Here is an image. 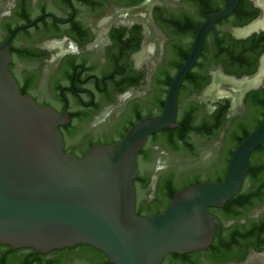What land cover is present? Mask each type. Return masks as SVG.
Instances as JSON below:
<instances>
[{
	"label": "water",
	"instance_id": "water-1",
	"mask_svg": "<svg viewBox=\"0 0 264 264\" xmlns=\"http://www.w3.org/2000/svg\"><path fill=\"white\" fill-rule=\"evenodd\" d=\"M0 243L264 264V0H0Z\"/></svg>",
	"mask_w": 264,
	"mask_h": 264
},
{
	"label": "flooded vegetation",
	"instance_id": "flooded-vegetation-1",
	"mask_svg": "<svg viewBox=\"0 0 264 264\" xmlns=\"http://www.w3.org/2000/svg\"><path fill=\"white\" fill-rule=\"evenodd\" d=\"M77 246L78 244H75L70 247L75 248ZM25 250L26 247L11 248L7 244L0 243V264H37L39 258L43 262L49 260L50 264H92V262L86 259L84 261L80 257H63L57 263H53L51 259L57 257V252H49L48 250L46 252H35L33 255H26Z\"/></svg>",
	"mask_w": 264,
	"mask_h": 264
},
{
	"label": "trees",
	"instance_id": "trees-1",
	"mask_svg": "<svg viewBox=\"0 0 264 264\" xmlns=\"http://www.w3.org/2000/svg\"><path fill=\"white\" fill-rule=\"evenodd\" d=\"M49 252L58 253L56 258L51 259V262L53 263H57L63 257H71V258L80 257L84 261L86 259L92 262V264H112L104 255V253L87 244H78V246L75 248L61 247L58 249H50ZM25 253L26 255H33L35 254V251L30 247H26ZM38 260L39 261L37 262V264H50L49 260H47L46 262L45 261L43 262V260L41 261V258H39Z\"/></svg>",
	"mask_w": 264,
	"mask_h": 264
}]
</instances>
